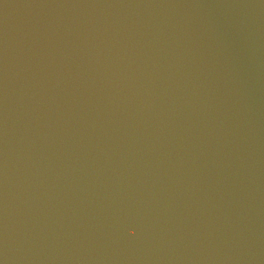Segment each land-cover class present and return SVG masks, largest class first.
Instances as JSON below:
<instances>
[{
	"label": "water",
	"instance_id": "obj_1",
	"mask_svg": "<svg viewBox=\"0 0 264 264\" xmlns=\"http://www.w3.org/2000/svg\"><path fill=\"white\" fill-rule=\"evenodd\" d=\"M0 264H264V0H0Z\"/></svg>",
	"mask_w": 264,
	"mask_h": 264
}]
</instances>
